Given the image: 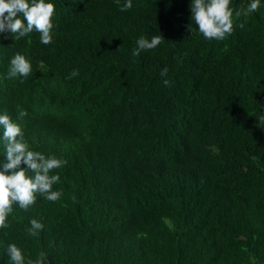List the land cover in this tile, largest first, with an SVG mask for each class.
Instances as JSON below:
<instances>
[{
  "label": "trees",
  "instance_id": "1",
  "mask_svg": "<svg viewBox=\"0 0 264 264\" xmlns=\"http://www.w3.org/2000/svg\"><path fill=\"white\" fill-rule=\"evenodd\" d=\"M46 2L52 43L35 29L0 35V115L67 164L50 171L58 200L13 204L0 264L9 244L25 264L41 252L50 264H264V0L239 18L252 0H231L223 40L199 32L192 0ZM155 35L160 45L133 56ZM16 53L27 78L8 77Z\"/></svg>",
  "mask_w": 264,
  "mask_h": 264
},
{
  "label": "clouds",
  "instance_id": "2",
  "mask_svg": "<svg viewBox=\"0 0 264 264\" xmlns=\"http://www.w3.org/2000/svg\"><path fill=\"white\" fill-rule=\"evenodd\" d=\"M116 3L119 4L120 0H116ZM230 3L231 0H192L191 20L205 38L223 40L226 34L232 32L233 10L229 7ZM132 7V0H126L120 6V10L128 11ZM259 7L260 0H252L246 10L241 7L235 12V16L237 18L242 14L246 16ZM54 13L55 5L46 0H0V35L10 33L14 41H18L35 29L40 33L41 43L50 44L53 40ZM239 26L243 27V24ZM189 30L192 31L191 25ZM163 39L162 35L152 36L151 39L141 36L136 41L137 48L133 50V56H139L142 51L155 49ZM31 71L30 61L23 54L16 53L11 59L8 77L27 78ZM167 73L168 69L164 68L161 76L164 77ZM78 74V70H73L69 79ZM164 84L169 86L170 81L165 79ZM25 115V112L20 113L21 118ZM260 124H264V116L259 118L258 126ZM0 126L3 127V136L0 139L3 141L6 157L0 170V229H4L7 227L6 220L9 214L13 212V204H18L21 209L27 210L30 205L35 204L37 193L49 201L60 198L61 192L52 190L60 177L50 175V171L66 165L67 161L57 159L55 156L45 157L41 152L30 150L20 125L6 112L0 115ZM22 164L27 165V168H21ZM30 224L31 227L28 228L30 235L36 236L43 229V224L37 219H32ZM6 251L11 264H25V257L16 244H9ZM27 264H50V262L47 254L41 252L35 261L29 259Z\"/></svg>",
  "mask_w": 264,
  "mask_h": 264
}]
</instances>
